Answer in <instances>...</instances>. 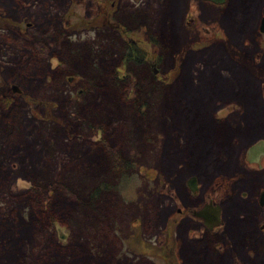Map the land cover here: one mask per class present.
Here are the masks:
<instances>
[{
    "label": "rangeland",
    "instance_id": "rangeland-1",
    "mask_svg": "<svg viewBox=\"0 0 264 264\" xmlns=\"http://www.w3.org/2000/svg\"><path fill=\"white\" fill-rule=\"evenodd\" d=\"M228 6L0 0V84L14 78L27 92L0 120V264H264V236L242 196L253 188L244 160L251 144L241 133L264 119V0ZM136 9L149 12L143 26L125 22ZM111 22L127 23L135 46L157 60L156 80L131 67L150 102L145 124L135 120L131 94L128 102L102 92L80 95L85 83L73 75L71 85L59 61L73 62L80 76L99 68L128 79L121 59L135 50ZM162 42L169 47L163 56ZM232 133L241 137L228 142ZM122 161L130 165L125 173L116 167ZM190 176L200 181L199 198L222 196L226 220H237L216 248L210 242L219 235L200 234L190 218L173 222L189 203ZM56 182L81 200L97 185L110 189L88 208ZM245 231L253 233L248 245L239 239Z\"/></svg>",
    "mask_w": 264,
    "mask_h": 264
},
{
    "label": "flooded vegetation",
    "instance_id": "flooded-vegetation-1",
    "mask_svg": "<svg viewBox=\"0 0 264 264\" xmlns=\"http://www.w3.org/2000/svg\"><path fill=\"white\" fill-rule=\"evenodd\" d=\"M200 3L205 2L211 6L215 5L216 7H222L224 8L229 7V2L230 0H228L226 3H224V5H217L215 3H211V2H207L205 0H196ZM142 14V15H148V11H142L140 9H136V11L131 12L132 16L137 17V15ZM264 18V17H263ZM262 18V19H263ZM25 19V18H23ZM23 19L19 20V22H22ZM111 19V18H110ZM113 20V19H112ZM192 23H195V20H187V24L191 25ZM116 24V23H115ZM113 26L112 22L110 24V26L114 29H116L118 32H125L124 26L122 25V23L117 24ZM26 26L28 27H33L31 23H28ZM19 30L18 33L21 34V38L24 39H29L28 35L23 36V32H22V26H19L18 28ZM144 29H146V31L148 32L149 30H151L150 28H148L147 26H144ZM120 33V34H121ZM122 35V34H121ZM134 36V34L129 33L123 37H125V39L129 40V44H128V49L133 46V45H137L136 42H134V39H132V37ZM39 38V37H38ZM26 40V41H27ZM40 40V38H39ZM42 42H44L45 40L41 38ZM155 41V40H154ZM169 42H171L169 40ZM52 43H49V45ZM132 45V46H131ZM9 47L6 48V50ZM5 50V51H6ZM55 50L54 52L56 53ZM2 52V51H1ZM128 52V51H127ZM4 53V52H2ZM25 53V52H24ZM23 53V54H24ZM51 53V57L50 58H55L56 56L53 55L52 52ZM59 53V51L57 52ZM6 56H8V53H4ZM127 55H124L122 57V62L125 61ZM8 58V57H6ZM2 59L3 62H1V65L5 68L6 66L9 65V60ZM6 60V61H4ZM61 63V60H59ZM149 64L152 66L153 71L152 74L154 73L155 77L157 78V73H155V69H157V60L156 59H151L148 60ZM61 66V64H60ZM25 71H27V68H24ZM26 74H25V79H26ZM66 79L68 80L69 83H71V85H73V83L75 81H77L78 79H76L75 77H70L67 76ZM51 83V82H50ZM75 85V84H74ZM22 84L14 78H11L9 80H7V83L3 81L2 84H0V120L3 119V116H7L9 114V111L11 113V108H13L15 105H17L19 102V98H23L27 92L24 91L25 88H22ZM78 94L83 95L84 91L82 89H78ZM9 116V115H8ZM223 125L220 124L219 126L221 127ZM242 127V126H241ZM240 128H237V131ZM255 131H254V126L251 128L249 127L248 132L245 131V127L242 128L241 133L243 134V138H246L249 142H250V146L247 149V152L245 154L244 160L246 162V165L248 166V168L250 169V172L248 173L247 181L252 185L253 190H250V192H243L242 196L244 200H247L248 204L251 205V213L253 214L251 217V221L253 224L258 225L259 228V232L261 235L264 236V119L262 121H260L258 123V125L255 127ZM99 133H102V129H98ZM241 133H232L227 134L229 136L228 142H235V140H237V138L241 137ZM103 135V133L101 134ZM260 144L261 145V150L259 151H253V153H250L252 150V147L256 146ZM195 178L193 182V184H195L197 186V191H193L190 187L189 184V180H193ZM199 179H197L196 176H190L188 178V180H186V184H187V193H189V203L187 205L184 204V206L188 207H179L178 208V212H177V217H174L173 222L175 223V225H179V223L183 220V219H192L196 224H198L201 227V232L200 234L204 233L205 235H207L209 238H212L213 236H218L216 237L217 240L210 242V245L212 246V248H216L218 245L217 244H223L224 239L226 238V235L232 236L235 230V226L234 223L237 222L236 219L233 218L227 219L226 220V210L228 209L227 207H225V205L220 202V198L218 194L214 195H209L206 196L207 198V202H206V198L202 199L198 197V191H199ZM230 200V199H229ZM236 201L235 198H233L232 202L234 203ZM230 202V203H232ZM229 203V204H230ZM233 203H232V207H233ZM230 213L232 214V210L230 211ZM263 216H260L262 215ZM183 218V219H182ZM212 224H216L217 226L211 227L210 225ZM241 225V224H239ZM242 227V226H241ZM223 228H225V232H223V234L220 233V231L223 230ZM191 230V229H190ZM219 233V234H218ZM250 234V236L253 235L252 232L250 231H245V233H241V235L239 236L240 240L242 241L243 244L248 245V239H250V237H248L247 235ZM259 235V233H258ZM195 239H199L202 236L200 235V237H198L197 235L195 236ZM206 237V236H205ZM248 237V239H247ZM219 238V239H218ZM254 238V243L257 242V237L255 239ZM226 242V241H225ZM228 242H226L227 244ZM253 243V244H254ZM256 244V243H255ZM264 254V252L260 253Z\"/></svg>",
    "mask_w": 264,
    "mask_h": 264
},
{
    "label": "trees",
    "instance_id": "trees-1",
    "mask_svg": "<svg viewBox=\"0 0 264 264\" xmlns=\"http://www.w3.org/2000/svg\"><path fill=\"white\" fill-rule=\"evenodd\" d=\"M145 16L146 15L138 14L137 17H134V16H132V14H130V16H126L125 22L127 21V23H129V26L136 25L137 22H138L139 26H141V25L143 26L142 23H144V17ZM127 23H126V26L123 25L124 26L123 30L125 32H123V33L119 32L122 34V36H125L129 33L132 34V32H130L131 27H129L127 25ZM146 26H148V24ZM166 47H167V45L164 44L163 42L160 44L159 48H161L162 56L165 55L164 52L169 49V47L168 48H166ZM130 50H135V53L133 55L127 54V57L124 61L126 66H127V69L129 70V73L126 75V77H128V79L127 78L123 79V78H120L118 76L107 77V76H105L104 71L99 69V68L95 69V71L86 72L84 76L83 75L80 76V73H79L80 69H76V68L72 67L73 62L69 63L65 58L61 61L65 62V65H64V67L66 68L65 72L66 71L69 72L67 74L68 76L75 75V76L81 78V80L85 83L83 86L84 94H85V92H91L92 94L94 93L96 95L97 93L102 92L106 98L113 99L115 102L120 100L119 99L120 96H121V98H122V96H124L123 100L125 99V101L128 102L127 100H129L128 98H129V95L131 94L134 99L130 102L133 103V109L136 110V114H137V118L135 120L140 124L141 123L145 124V123H147L145 121H147L148 115L150 112V109H149L150 102H149L148 98H146V96H147L146 88L144 87L141 79L138 80V78H140V77L137 76L136 72L133 69L131 70V67H132V65H135L137 68L144 67L146 70H149L151 72L153 71V68L149 64L148 58H147L148 56L144 52L143 48L141 49L139 46L137 47V46L133 45L131 47V49L130 48L128 49V51H130ZM50 55H51V53H50ZM132 76L136 80H138L137 82H135L136 84L132 83L133 82V81H131ZM154 80H156V78H154ZM123 81L126 83L129 82L128 88L124 87ZM131 84H132L133 88L130 87ZM98 129H102V128L100 127ZM112 165L116 166L117 164L115 165L112 163ZM116 167L119 168V171L122 170L123 173H125L128 171L130 165H128L125 161H122L121 165H117ZM56 186H57V189H60L59 187H64V188H61V190H63L66 193L68 192L69 196H71V197L75 196L76 197L75 200H79V202H82V205L84 207H88V208H89L91 203L96 204L99 201V196L103 192H105L104 189H106V190L110 189L106 183H103L102 185H97L92 190V192H91L92 194L89 193V197L87 199L84 198L81 200V198L78 197L77 193L74 190H72L71 187H68L66 185H61L58 183L56 184ZM41 189L42 188L40 187L39 190L44 191V189H42V190ZM52 222H53V220H52Z\"/></svg>",
    "mask_w": 264,
    "mask_h": 264
},
{
    "label": "water",
    "instance_id": "water-1",
    "mask_svg": "<svg viewBox=\"0 0 264 264\" xmlns=\"http://www.w3.org/2000/svg\"><path fill=\"white\" fill-rule=\"evenodd\" d=\"M205 1L211 2V3H215L217 5H224V3H226L228 0H205ZM260 27H261L262 32L264 33V18L262 19V22H261V26ZM154 71H155V73H157V69H155ZM261 149H262L261 148V145L258 144L256 146L252 147V150H251V152H249V154L250 153H253V151H259ZM194 180H195V178L193 180L192 179L189 180V184H190L191 189L195 192V191H197V186L195 184H193L192 181H194ZM210 226L211 227H214V226H217V225L216 224H212Z\"/></svg>",
    "mask_w": 264,
    "mask_h": 264
},
{
    "label": "bare ground",
    "instance_id": "bare-ground-1",
    "mask_svg": "<svg viewBox=\"0 0 264 264\" xmlns=\"http://www.w3.org/2000/svg\"><path fill=\"white\" fill-rule=\"evenodd\" d=\"M261 22H262V19H261ZM260 26H261V23H260ZM259 26V27H260ZM260 30H261V27H260ZM261 32H262V30H261ZM263 33V32H262ZM220 124H222V121H221V119H220Z\"/></svg>",
    "mask_w": 264,
    "mask_h": 264
}]
</instances>
